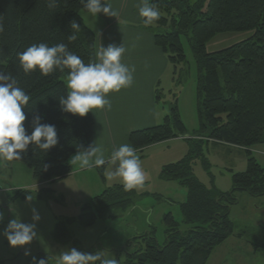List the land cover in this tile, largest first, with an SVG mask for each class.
<instances>
[{"label": "trees", "instance_id": "obj_1", "mask_svg": "<svg viewBox=\"0 0 264 264\" xmlns=\"http://www.w3.org/2000/svg\"><path fill=\"white\" fill-rule=\"evenodd\" d=\"M159 12V19L145 25L170 64L186 63L182 36H188L198 69L200 130L198 139L187 135L175 104L162 125L130 134L129 142L136 153L172 139L186 138L189 155L165 166L161 178L176 181L187 190L180 205L179 223L172 213L164 216L166 240L161 245L152 227L129 243L132 251L119 264H207L213 251L235 235L230 217L237 203L236 194L264 197V168L254 157V147L264 144V0H149ZM88 13L80 0H0V72L10 73L29 96L24 126L33 131L34 116L41 123L55 125L58 144L44 152L30 145L19 159L41 187L32 199L50 200L52 185L72 173L70 158L78 148L91 145L94 119L91 111L84 117L61 111L59 98L67 94L65 80L69 70L43 75L39 70L25 73L17 53L41 42L53 46L65 43L68 50L85 64L96 61V35L83 20ZM80 29L69 42L70 24ZM253 32V35L229 48L209 53L207 45L227 33ZM160 100V97L156 98ZM195 136V137H196ZM243 148L247 155L245 172L233 176V189L223 193L206 187L194 176V162L203 156L209 143ZM104 167V166H103ZM204 167L210 164L204 159ZM16 197L29 198L26 190ZM136 191L123 185L107 189L82 207L77 222L82 229L95 225L109 211H126L134 205ZM76 219L56 224V239L68 236ZM186 227V230L182 228ZM258 249L256 243H253Z\"/></svg>", "mask_w": 264, "mask_h": 264}, {"label": "rangeland", "instance_id": "obj_2", "mask_svg": "<svg viewBox=\"0 0 264 264\" xmlns=\"http://www.w3.org/2000/svg\"><path fill=\"white\" fill-rule=\"evenodd\" d=\"M252 35L253 32L219 35L207 45V51L214 53L229 48ZM189 39L188 36H182L186 63L176 66L171 64L160 80L157 111L159 123L162 124L176 104L187 135L195 140L199 138L196 134L200 130L198 69ZM189 149L188 141L178 138L149 147L143 156L137 154L145 173V183L133 189L137 193L134 205L126 211H109L106 217L98 219L88 229H82L77 222L84 204L92 201V198L87 197L102 194L100 186L109 189L123 185L118 178H107L114 167L111 163L75 176L71 173L70 179L66 178L53 186L54 196L44 201L32 199V195L39 193L40 185L25 165L0 159V213H3V220L0 221V264H32V257L44 258L48 264H56L59 253L71 248L87 253L104 250L117 260L124 261L127 253L133 249L128 246L129 243L152 227L156 230L159 243L163 245L166 240L164 216L172 213L181 223L180 205L187 199L186 188L176 181L161 178L163 165L185 159ZM252 152L264 168V144L254 147ZM204 159L209 161V170L204 167ZM193 166L194 176L206 187L229 193L233 189L234 174L246 171L247 157L239 148H226L210 142L204 146L203 156ZM19 190H26L31 196L26 199L16 197L14 194ZM236 198L237 203L231 207L230 214L235 231L243 232L241 234L244 237L241 236L243 238L238 241L236 238L239 235L236 234L238 237L232 241L229 239L227 245L213 253L207 264H264V197L239 193ZM33 209L40 216L36 226L37 237L29 245L10 246L3 235L8 222L19 217L22 222L32 223ZM74 219L76 222L68 228V236L56 239V223ZM182 228L186 230L183 225ZM26 249L31 255H25Z\"/></svg>", "mask_w": 264, "mask_h": 264}, {"label": "clouds", "instance_id": "obj_3", "mask_svg": "<svg viewBox=\"0 0 264 264\" xmlns=\"http://www.w3.org/2000/svg\"><path fill=\"white\" fill-rule=\"evenodd\" d=\"M86 11L97 16H116V11L106 0H80ZM55 6V0H52ZM139 15L145 25H151L159 19V12L149 0H142L138 8ZM69 42L76 39L75 32L80 29L76 21L70 24ZM3 25L0 24V32ZM126 52L123 43L102 46L96 52V61L87 64L76 54L70 52L65 43L49 46L46 43L33 44L23 52L17 53L20 67L27 74L39 70L43 75L54 71L69 70L66 81L68 89L65 96L59 98L61 111L79 117L86 116L90 111L110 109L111 102L107 98L110 92H119L122 88L133 84L135 66L122 63ZM30 96L18 86L16 79L10 73L0 72V159L12 161L19 159L30 145H35L41 151H48L58 144L55 125L41 123L39 115L32 121L33 131L29 134L24 126L27 117L24 108L28 105ZM69 163L80 169H92L111 163L114 167L108 173V179H119L125 190L142 187L145 183V173L141 161L133 146L122 144L115 148L111 156L106 158L103 148L95 142L87 148H78L71 156ZM3 213H0V221ZM38 212L33 209L32 223H25L17 217L11 219L3 235L12 247L29 245L36 237ZM25 255H31L25 250ZM32 264H48L44 258L32 257ZM56 264H119L111 253L98 250L95 253L82 252L76 248L62 250Z\"/></svg>", "mask_w": 264, "mask_h": 264}, {"label": "crops", "instance_id": "obj_4", "mask_svg": "<svg viewBox=\"0 0 264 264\" xmlns=\"http://www.w3.org/2000/svg\"><path fill=\"white\" fill-rule=\"evenodd\" d=\"M106 2L112 5L113 10L117 13L116 16H105L102 13L97 16H92L89 13L83 15L84 24L96 35V52L102 46L107 47L109 44L119 45L123 43L126 52L121 58L122 63L135 66L136 69L133 73V84L130 87L122 88L119 92H110L107 95L111 102L110 109H94L91 111L94 119L91 144L95 142L101 146L106 158H108L115 148L125 143L130 144L129 137L131 133L151 129L164 123H159L160 117L157 111L159 100L157 101L156 98L159 96L158 86L160 80L171 64L162 50L157 47L153 33L144 26L143 21L145 18L139 15L138 8L142 0H106ZM218 145L226 148L231 147L227 144L217 143ZM236 148H239L243 153L246 152L243 148ZM147 149L136 154L143 156ZM165 166L167 164H164L163 168ZM71 167L72 176L89 170L80 169L78 166L71 165ZM70 177L71 175L68 179ZM53 186H56V184L52 185V188ZM89 189H91L90 186ZM100 190L104 192L107 188L100 186ZM96 196H88L87 198L94 199ZM241 233L243 232L235 231V235L238 234L239 237L234 235L229 239L232 241L233 238L238 237L236 239L239 241L244 237ZM227 241L217 247L213 253L227 245L229 243ZM213 253L211 256H213Z\"/></svg>", "mask_w": 264, "mask_h": 264}]
</instances>
